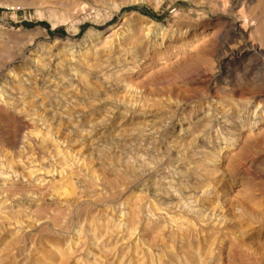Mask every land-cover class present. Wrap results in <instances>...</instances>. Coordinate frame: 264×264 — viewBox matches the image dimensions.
I'll use <instances>...</instances> for the list:
<instances>
[{"label":"rangeland","instance_id":"1","mask_svg":"<svg viewBox=\"0 0 264 264\" xmlns=\"http://www.w3.org/2000/svg\"><path fill=\"white\" fill-rule=\"evenodd\" d=\"M0 264H264V0H0Z\"/></svg>","mask_w":264,"mask_h":264},{"label":"bare ground","instance_id":"2","mask_svg":"<svg viewBox=\"0 0 264 264\" xmlns=\"http://www.w3.org/2000/svg\"><path fill=\"white\" fill-rule=\"evenodd\" d=\"M4 178V177H3Z\"/></svg>","mask_w":264,"mask_h":264}]
</instances>
